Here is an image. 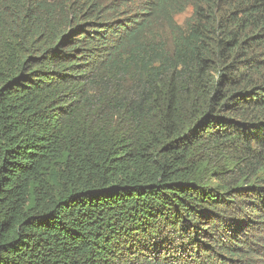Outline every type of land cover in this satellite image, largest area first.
I'll return each mask as SVG.
<instances>
[{
  "label": "trees",
  "instance_id": "obj_1",
  "mask_svg": "<svg viewBox=\"0 0 264 264\" xmlns=\"http://www.w3.org/2000/svg\"><path fill=\"white\" fill-rule=\"evenodd\" d=\"M0 264H264V0H0Z\"/></svg>",
  "mask_w": 264,
  "mask_h": 264
},
{
  "label": "rangeland",
  "instance_id": "obj_2",
  "mask_svg": "<svg viewBox=\"0 0 264 264\" xmlns=\"http://www.w3.org/2000/svg\"><path fill=\"white\" fill-rule=\"evenodd\" d=\"M192 14V10L189 9L188 11H186L185 13L181 14V15H178L176 17V21L179 23V24H183L189 17L190 15Z\"/></svg>",
  "mask_w": 264,
  "mask_h": 264
}]
</instances>
